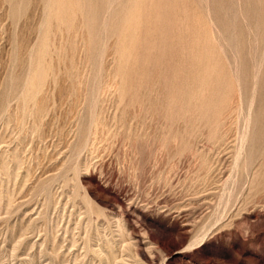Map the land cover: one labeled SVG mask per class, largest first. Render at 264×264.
Here are the masks:
<instances>
[{"label": "rangeland", "instance_id": "obj_1", "mask_svg": "<svg viewBox=\"0 0 264 264\" xmlns=\"http://www.w3.org/2000/svg\"><path fill=\"white\" fill-rule=\"evenodd\" d=\"M0 264H264V0H0Z\"/></svg>", "mask_w": 264, "mask_h": 264}, {"label": "bare ground", "instance_id": "obj_2", "mask_svg": "<svg viewBox=\"0 0 264 264\" xmlns=\"http://www.w3.org/2000/svg\"><path fill=\"white\" fill-rule=\"evenodd\" d=\"M235 8H236V7H235ZM233 23H234V22H233ZM230 27H231V26H230ZM233 29H234V28H233ZM228 32H229V31H228ZM227 34H228V33H227ZM227 37H228V36H227ZM229 38H230V37H229ZM224 39H225V38H224ZM231 39H233V37H231ZM231 39H230V41H232ZM228 40H229V39H228ZM226 41H227V40H226ZM234 41H235V40H234ZM234 41H232V42H234ZM228 42H229V41H228ZM231 44H234V43H231ZM229 45H230V42H229ZM232 46H234V45H232ZM234 48H235V47H234ZM234 51H235V50H234ZM257 66H258V65H257ZM257 66H256V67H257ZM256 72H258V71L256 70ZM257 76H258V75H257ZM250 123H251V122H250ZM242 130H243V129H242ZM243 145H244V144H243Z\"/></svg>", "mask_w": 264, "mask_h": 264}]
</instances>
